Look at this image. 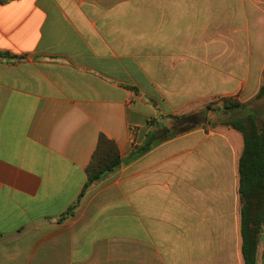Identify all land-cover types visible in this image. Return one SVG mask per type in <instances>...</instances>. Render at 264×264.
<instances>
[{
	"label": "crops",
	"instance_id": "1",
	"mask_svg": "<svg viewBox=\"0 0 264 264\" xmlns=\"http://www.w3.org/2000/svg\"><path fill=\"white\" fill-rule=\"evenodd\" d=\"M0 51L20 58L0 62V264H242L230 127L82 191L100 135L125 161L174 117L255 98L264 0H0Z\"/></svg>",
	"mask_w": 264,
	"mask_h": 264
},
{
	"label": "trees",
	"instance_id": "2",
	"mask_svg": "<svg viewBox=\"0 0 264 264\" xmlns=\"http://www.w3.org/2000/svg\"><path fill=\"white\" fill-rule=\"evenodd\" d=\"M18 59L20 58L0 51V62ZM262 100H264V75L257 95L248 104L244 105L230 98L220 100L221 105L216 108L217 111H222L224 114L237 111L242 115L240 118L219 120L214 124L206 118L199 117L198 113L174 117L169 129L153 131L147 137L145 144L125 161L121 160L116 144L100 135L85 168L86 182L82 193L114 173L123 163L135 159L137 155L163 141L205 125L230 127L238 131L243 140L237 167L240 254L242 264H256L258 241L260 236L264 235V118H259L255 108L256 103ZM213 105V102L207 104L204 110L210 109ZM71 211L72 209L67 214ZM261 264H264V253Z\"/></svg>",
	"mask_w": 264,
	"mask_h": 264
},
{
	"label": "rangeland",
	"instance_id": "3",
	"mask_svg": "<svg viewBox=\"0 0 264 264\" xmlns=\"http://www.w3.org/2000/svg\"><path fill=\"white\" fill-rule=\"evenodd\" d=\"M214 105L208 109V110H203L206 111L205 114H201V111L199 113V117L201 118H206L208 119L209 122H212L214 124L218 123L219 120H230V119H235V118H240L242 115L239 112H230L229 114H224L222 111H217L216 108L221 105V101H214ZM256 112H258L259 118H264V115H262V112H264V100L258 101L256 103ZM264 244V235H261L258 241V248L261 244ZM262 261V253H261V258H259V262ZM261 264V263H260Z\"/></svg>",
	"mask_w": 264,
	"mask_h": 264
},
{
	"label": "water",
	"instance_id": "4",
	"mask_svg": "<svg viewBox=\"0 0 264 264\" xmlns=\"http://www.w3.org/2000/svg\"><path fill=\"white\" fill-rule=\"evenodd\" d=\"M205 113H206V111L201 112V114H205Z\"/></svg>",
	"mask_w": 264,
	"mask_h": 264
}]
</instances>
